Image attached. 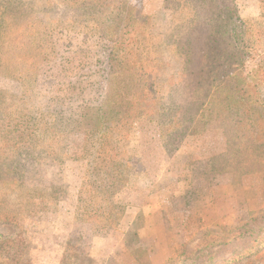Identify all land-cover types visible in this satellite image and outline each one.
<instances>
[{
  "label": "rangeland",
  "instance_id": "rangeland-1",
  "mask_svg": "<svg viewBox=\"0 0 264 264\" xmlns=\"http://www.w3.org/2000/svg\"><path fill=\"white\" fill-rule=\"evenodd\" d=\"M128 1L151 16L154 34L172 31L164 0ZM234 1L242 18L264 27V0ZM31 28L10 35L26 70L22 79L0 73V93L75 119L101 104L106 41L75 29L42 39ZM82 146L75 136L68 148L81 155ZM225 146L221 128L167 146L158 123L138 117L102 147L123 167L124 185L113 194L100 171L91 175L102 161L92 151L35 159L23 181L20 164L0 163V264H264V171L240 180L214 172L207 159ZM110 201L120 209L95 216L96 207L111 210ZM109 217H117L113 226L104 224Z\"/></svg>",
  "mask_w": 264,
  "mask_h": 264
},
{
  "label": "trees",
  "instance_id": "trees-1",
  "mask_svg": "<svg viewBox=\"0 0 264 264\" xmlns=\"http://www.w3.org/2000/svg\"><path fill=\"white\" fill-rule=\"evenodd\" d=\"M163 7L172 11L173 27L159 36L151 31V16L128 0H0V73L24 76L10 36L23 24L42 39L64 29L97 34L108 44L110 64L104 101L84 106L78 119L0 93V163L11 170L20 164L23 181L35 159L65 161L92 151L102 161L91 175L100 171L113 194L124 185L123 167L102 147L115 131L147 115L167 146L188 133L223 129L225 150L207 159L216 173L240 180L264 171V27L242 18L234 0H164ZM249 61L254 65L247 71ZM75 136L81 155L68 148ZM117 208L96 207L94 214Z\"/></svg>",
  "mask_w": 264,
  "mask_h": 264
}]
</instances>
